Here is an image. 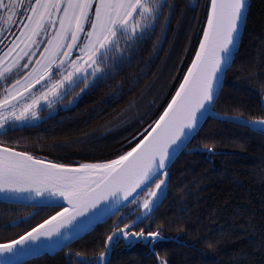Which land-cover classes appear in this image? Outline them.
<instances>
[{
	"label": "snow or ice",
	"instance_id": "snow-or-ice-1",
	"mask_svg": "<svg viewBox=\"0 0 264 264\" xmlns=\"http://www.w3.org/2000/svg\"><path fill=\"white\" fill-rule=\"evenodd\" d=\"M169 7L168 0H0V44L19 21V35L0 49V129L20 126L65 97L76 103L129 58L133 45L164 26ZM248 7V0H207L202 35L174 92L114 158L59 163L0 142V193L6 200L26 193L68 205L0 243V264H19L20 255L39 247L62 246L66 232L77 234L120 209L127 211L113 221L106 248L121 236L153 249L165 239L162 228L146 231L140 225L163 202L171 166L219 99ZM235 119L264 132V115ZM155 255L158 264H168ZM106 257L100 251L96 264H107Z\"/></svg>",
	"mask_w": 264,
	"mask_h": 264
},
{
	"label": "trees",
	"instance_id": "trees-1",
	"mask_svg": "<svg viewBox=\"0 0 264 264\" xmlns=\"http://www.w3.org/2000/svg\"><path fill=\"white\" fill-rule=\"evenodd\" d=\"M206 2L168 0L164 26L133 45L112 74L39 123L9 128L0 142L59 163L112 159L127 150L126 141L156 118L182 78L202 35ZM255 115H264V0H250L213 112L171 166L163 202L140 225L162 228L165 239L153 249L121 236L106 248L117 214L56 253L22 264H96L102 250L107 264H158L155 252L168 264H264V132L235 119ZM59 208L0 201V243Z\"/></svg>",
	"mask_w": 264,
	"mask_h": 264
},
{
	"label": "water",
	"instance_id": "water-1",
	"mask_svg": "<svg viewBox=\"0 0 264 264\" xmlns=\"http://www.w3.org/2000/svg\"><path fill=\"white\" fill-rule=\"evenodd\" d=\"M248 5H250V0H248ZM248 10H249V7L247 9V15H248ZM245 25H246V22H244L242 24V26H241V33H242V35L240 36V38L238 40V43H237V51L235 52V55H236V53L239 50L240 42H241V39H242V36H243V33H244V29H245ZM225 77H226V74L224 76V81H225ZM213 109H211L209 112H207L205 114V116L202 117L201 126L199 127L197 133L200 131V129L202 128V126L204 125V123L206 122V120L208 119V117L212 114ZM0 201H4V202H8V203L24 204V205L35 206V207H43V206H56V207H65V208L68 207L67 203L64 202L63 200L58 201V203H56V204H46V203L41 202V197L40 196H35V195L34 196H31V197H29L27 195H23L19 199H8V200H6L3 195H0ZM122 210L123 209H120L117 212V214H119ZM117 214H115V215H117ZM115 215H113V216H115ZM113 216H111V217H113ZM111 217H109V218H111ZM109 218L99 219L96 222H94L88 229H86L84 231H81V232H79L77 234H72L70 232H66L65 233V236L63 237V245L62 246H44V247H39L38 249H36L34 251H31L30 253H25V254L20 255L19 256V264H22V263H24L26 261H29V260H31V259H33L35 257L41 256V255H44V254H54V253H56L57 251H59V250L65 248V247H67L68 245H70L72 242L80 239L81 237H83L84 235H86L87 233H89L90 231H92L98 224L107 221ZM67 227L68 226H65V228H67ZM61 231H65V229H61ZM40 239L41 240H48L50 238L41 237ZM33 243L35 244L36 242H33Z\"/></svg>",
	"mask_w": 264,
	"mask_h": 264
},
{
	"label": "rangeland",
	"instance_id": "rangeland-1",
	"mask_svg": "<svg viewBox=\"0 0 264 264\" xmlns=\"http://www.w3.org/2000/svg\"><path fill=\"white\" fill-rule=\"evenodd\" d=\"M193 4H196V0H193ZM18 26H19V21L17 22V24H15V25L12 26V28H11L10 31H6L3 34V43L0 44V49H2L3 47L7 46L8 44H10L11 43V40L14 39L16 35H19ZM9 59H11V58H9ZM83 93L80 94V97L82 96ZM68 100H69V98L68 97H65L63 101H60V102H57V103H53L51 105V107H46L43 110H41L38 117H36V118H34V119L30 120V121H27V122H18V124L20 126L37 124L40 121H42V119L44 117H46L47 115H51V114L55 113L57 111V109H59L60 107H68V106H71V105L75 104V103H69ZM3 132H5V131L3 129H0V135ZM126 211H127V209H123L119 213V215L117 216V219H119V216L122 215ZM129 219H131V217H129ZM116 239L117 238H114L111 242H109V245L108 246L112 247L111 244ZM96 261L97 260H95L94 262L96 263Z\"/></svg>",
	"mask_w": 264,
	"mask_h": 264
},
{
	"label": "bare ground",
	"instance_id": "bare-ground-1",
	"mask_svg": "<svg viewBox=\"0 0 264 264\" xmlns=\"http://www.w3.org/2000/svg\"><path fill=\"white\" fill-rule=\"evenodd\" d=\"M0 195H3L2 193H0ZM23 195H27L26 193L25 194H23Z\"/></svg>",
	"mask_w": 264,
	"mask_h": 264
}]
</instances>
